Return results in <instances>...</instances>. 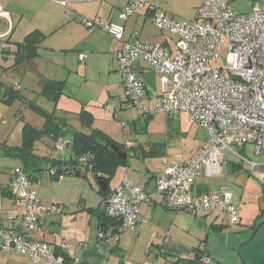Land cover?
Masks as SVG:
<instances>
[{
  "label": "built area",
  "instance_id": "2783aa9c",
  "mask_svg": "<svg viewBox=\"0 0 264 264\" xmlns=\"http://www.w3.org/2000/svg\"><path fill=\"white\" fill-rule=\"evenodd\" d=\"M54 1L67 6V0ZM255 1L260 4L256 10L241 14L230 0H202L193 21L176 20L166 13L155 14L152 18L155 27L176 37L174 52L161 45L127 40L124 29L110 23L95 25L88 20L83 23L90 30L98 27L120 43L119 73L125 96L133 106L144 115H186L193 125L207 132L209 141L199 155L187 163L168 166L156 177L155 193L165 198L171 210L220 213L231 226L241 223L242 212L227 187L197 192L196 185L200 176H221V164L227 153L252 171L264 169V165L241 157L235 150L252 146L257 158L264 156V0ZM150 4L151 0H130L122 11V19L128 21ZM5 13L0 3V16ZM5 37L0 35V52L8 47ZM224 44L228 53L222 59ZM85 57L81 55L82 59ZM139 60L164 76V93L153 110L147 107L144 83L135 69ZM107 108L113 113L116 109L113 104ZM71 145V140L61 137L55 147L59 152H70ZM14 175L10 188L15 198L23 202L25 213L19 227L0 226V252L27 258L31 264H84L79 259L67 261L53 245L42 240L47 218L62 215L63 209L44 204L21 168ZM151 198L125 178L107 198L105 213L118 220L121 229L133 232L142 222L140 205ZM203 262L213 264L210 258Z\"/></svg>",
  "mask_w": 264,
  "mask_h": 264
},
{
  "label": "crops",
  "instance_id": "0c3cea01",
  "mask_svg": "<svg viewBox=\"0 0 264 264\" xmlns=\"http://www.w3.org/2000/svg\"><path fill=\"white\" fill-rule=\"evenodd\" d=\"M129 2L130 0H67V6H63L54 0H0V3L6 12L4 16H0V35H5V38L8 41L7 49L4 53H0V69L2 70L1 73H3L0 74V87H4L3 91L4 94H6L5 91L7 87L14 88L15 85H18L15 90L23 95L22 98H14L9 103L14 106V108L19 106L18 116L20 119L17 117L16 113L14 115L12 114L11 121L3 119L4 124L8 125L5 127L9 128L10 126L9 130L5 131L3 128L0 130V226L19 227L22 223V216L25 213L23 202L15 198L10 190L13 171L15 168L21 167V161L19 159L7 157L4 153V149H1L2 145H21L22 132L25 124H30L38 129H41L44 126H50V129H52V122L54 121L50 123V121H48L50 116L46 115L52 114L53 118L66 122L68 129L71 131L80 130L89 132L79 118L81 112L87 111L94 117L92 128L99 129L106 133L100 128L99 122L102 118L103 109L110 112L107 107L110 104L115 105V100H108V95L103 97V94L100 93L99 96L103 99L100 106L103 109L101 108L100 110L98 107L100 104V98L98 99L97 97L98 92L96 95L94 94L95 96L89 95L88 93L91 89L96 90L97 85L100 87L101 85L99 82L92 83L89 81L88 77H90L91 73L94 71V63L100 66H102V63H109L110 65L106 68L109 67V72L116 74L115 76L118 77V83H121V86H123L117 59V52L120 49V43H115L116 39L114 41L112 37L107 36L103 31H92L86 28L83 25L84 21L88 20L95 25H97L96 23L98 22H109L110 24H115L117 27L124 29L127 40H136L144 44L161 45L172 52L175 51L176 40L174 39L176 37L168 33H163L158 30L159 34L153 36L149 35L146 37V40L139 38L138 34L135 32H133L134 34L132 32L128 34L126 33L127 22L131 18H142L143 24H145L148 18H153L155 14L159 13L157 6L154 3H151L150 6L138 11L137 14L131 17L128 21H124L122 19V11ZM135 22H138V20H135L134 23ZM120 25H122V27ZM19 29H22V32L19 33ZM35 30L40 31L44 36V39L40 42L38 57L28 62L21 61L17 64V55L19 53L18 45L23 43L25 38ZM81 55H85L86 57L82 59ZM135 69L144 83L147 107L149 110H153L156 100L164 93V76L155 72L143 60H139L135 63ZM28 70L35 72L36 75L35 77H31L33 80V86L35 87L32 89V87L27 86V88L32 89V91H30L32 93L30 94L23 91L25 86V76L27 75ZM99 71H101V69ZM74 73L82 74V88L78 89L81 94L80 98L71 94L70 88L74 86L72 80ZM5 75H12L13 79L9 82H6V80L3 81L2 79L5 78ZM47 80L66 82L65 90L57 100H49L41 94ZM110 82L111 81H106L107 86L105 88L107 92H112L116 96L121 97L119 100V106L117 107L115 105V112H110L111 115L115 116L118 111H121L130 105L126 102L125 95H123V97L118 95L120 94L119 90L113 89L110 91ZM90 84H95V86ZM114 84L115 82H112L111 88L114 87ZM37 95L49 102L50 106H44L40 103V108H42L46 114H38L30 107L32 101H36ZM109 95L111 97L113 96L111 93H109ZM23 107L25 108V111H22ZM29 111H33L37 117H33L32 113ZM142 114L144 116L143 112ZM38 115L41 117V121L39 120ZM134 125L137 127V122H134ZM126 126L127 124H125L124 127ZM72 128L74 130H72ZM14 132L16 133L13 134V139L11 141L10 138ZM7 133L9 134V139ZM47 138L52 139L51 144ZM56 141L55 135H46L36 142L35 153L44 158H60L61 155H58L57 152L59 151H57L55 147ZM140 145V143H137L135 144V147ZM143 145L144 144H142V146ZM147 149L149 150L146 151L149 152L151 149L150 146H147ZM124 153L129 157L128 152ZM168 156L170 158L168 163L164 165V168L160 170L158 175L168 166L187 163L173 160L171 158L172 156L170 157V153ZM13 159L18 165L15 166L12 172H7L5 168H8V165L5 164H9L7 163V160L13 161ZM132 166L129 158L128 165L124 166L125 168L121 171L122 178L111 188V182H109L110 194L125 178H128L135 185L151 195L152 198L150 202L142 203L140 205L139 211L142 222L138 229H140V232L147 227H149L152 232L157 229V234L159 235L160 240L153 232L152 244L154 245L153 241H155L156 246L160 247L163 251H166L167 247L171 246L170 244H172L171 242L173 241V239H171L173 224L168 223L169 221L167 222V219L171 217L174 222V219L178 218V216L175 214L171 215V209L168 207L163 196L159 195L161 198H157L155 186L150 188L151 182L154 179L155 182L158 175H148L144 179H140L136 171L135 176L131 172ZM90 172L92 171L86 170V173L82 177L62 176L58 181L53 180L50 172H45L48 173L50 179L53 180V186L48 184L50 183L49 181L48 183L44 181V185H40V189L36 190L34 184L40 182L41 176H39L38 181L33 184V188L41 201L48 206L63 205V208H69V205L73 206V202L76 198L78 200L77 206L79 210H73V208L66 210L63 209L62 215H54L47 218L45 222V235L42 240L53 245L57 252L63 255L67 261L79 259L84 264H145L144 261H140L141 259H127L126 251L120 248L118 245L119 242L114 241V237L117 235L114 233V230L117 227H114L111 230L110 227H108L105 231L101 232V223H99L97 230L92 226L93 215L95 212L99 211L101 214H103L102 212L105 213L106 200L110 194L104 196L100 193V190H96L97 204L91 205L93 203L90 202L88 198L84 197L83 192L81 193V196L77 197L71 193L74 183L77 185V179H88V174ZM95 178L97 177L95 176ZM44 186H47L46 190H48L49 187L51 191L48 192L44 190ZM218 189L209 188L206 184L198 182L196 185L197 192H209ZM230 194L232 195V193ZM202 214L205 215L206 218L210 217V214ZM87 219H89V224H87ZM212 219L214 222H212V220L209 225L211 226V229L217 232L223 229L225 226L224 223L227 221L225 216L224 218L216 216ZM242 221L241 217L240 224H242ZM151 222H154L155 224L153 223L152 226L149 225ZM118 228L120 231L121 226H118ZM161 228L164 230L167 229V231L165 232ZM102 235L103 237H101ZM207 239L208 238L204 239V242L207 241ZM158 241H162V243H158ZM172 245H174V242ZM196 249L203 251L200 253L203 257L201 261L197 260ZM170 251L175 252L174 254H176L173 255V257L167 258L169 263L172 262L173 264H182V262L187 260L190 264H197L198 262V264H204L203 259L207 252L205 249H202V246L195 247L193 248L195 258L191 260V257H188L187 253L180 255L179 253H176L177 251L173 249L172 246ZM164 253L162 254L165 256L166 252ZM152 262L160 264L159 261L157 263V261L152 260ZM0 264H31V261L16 254L0 252Z\"/></svg>",
  "mask_w": 264,
  "mask_h": 264
},
{
  "label": "rangeland",
  "instance_id": "374dc122",
  "mask_svg": "<svg viewBox=\"0 0 264 264\" xmlns=\"http://www.w3.org/2000/svg\"><path fill=\"white\" fill-rule=\"evenodd\" d=\"M230 1L235 11L241 14L256 10L260 5L255 0ZM151 3H154L157 6L159 13L165 12L167 15L180 21H193L196 18L197 11L202 3V0H151ZM138 18L133 17L127 22V34L135 32L142 40H146V37H148L149 35L153 36L159 34L158 29H156V27L152 24L151 17L147 19L145 24H143L142 18ZM135 20H138V22L134 23ZM105 23L98 22L96 24L101 25ZM111 25L116 26L115 24ZM120 26L122 27V25ZM92 31L102 32V30L98 27H96V29H93ZM20 32H22V29H19V33ZM106 35L112 37L108 33H106ZM125 39H127L126 35ZM113 40L115 41L114 38ZM174 40L177 39L175 38ZM115 43L118 44L119 42L116 40ZM227 50L228 46L227 44H224L223 49L220 53L222 59L226 58V55L228 53ZM109 65V63H102V66H100L94 63V71L93 73H91V78L88 77L89 81H91L92 83L99 82V84L101 85V87L97 85L96 90L91 89V91L88 93L89 95H96V93L98 92L97 97L98 99L100 98V104L98 105V107L100 110L102 108L100 106L103 101V99L99 96L100 93L103 94V97L108 95V100H115L114 103L117 107L119 106V100L121 98L116 96L112 92H107L105 88L107 86L106 81H111L109 87L110 91L113 89H117L120 92V94L118 95L122 97L123 95H125L124 86H121V83H118V77L115 76L116 74L110 73L109 67L106 68ZM100 69L101 71H99ZM1 72L2 70L0 69V74H3ZM35 76V72L28 70L24 82L25 86L23 91L25 93H32L30 91H32L35 86H33V80L31 79V77ZM81 77L82 74L74 73L72 76L74 86L70 88L71 94L75 95V97L78 98L81 97V94L78 91L79 88H82ZM12 79V75H5V78H3L2 80H6V82H9ZM112 82H115L113 88H111ZM90 85L95 86V84ZM27 86L32 87V89L27 88ZM3 90L4 87H0V130H2L1 128H3V130L7 131L9 130L10 126L9 128H6L5 126L8 125L4 124L3 119H8L11 121L12 114L14 115L15 113L19 118V106H16L14 108V106L4 102L5 94ZM109 93H111L113 96L111 97ZM36 98L37 99L35 103H37L39 106L40 103L44 106H50L49 102H47L43 98H40L39 95H37ZM22 111H25L24 107ZM29 112L32 113L33 117H37V115L33 111ZM102 112V118L99 122L100 128L103 129L114 140L121 143L124 148H126V151L128 152L130 158V164L133 165L131 167V172L135 176L136 171L140 179H144L148 175H158L160 170L164 168V165L168 163L170 159L168 156L169 153L170 157L172 156L171 158L175 161H191L192 158L199 155L201 150L207 145L209 141L206 130L193 125L186 115L171 117L166 115L165 113H155L152 116H143L142 112L139 109L130 106L121 111H118L115 116L111 115V113L105 109H103ZM27 118L29 119L28 116ZM38 118L39 120L41 119L39 115ZM134 122H137V127H135ZM123 123L127 124V126L124 127ZM72 130L74 129L72 128ZM15 133L16 132L12 133L10 138L11 141L13 139V134ZM7 135L9 139V134L7 133ZM47 139L51 144L52 139ZM137 143H140L141 145L135 147V144ZM142 144L144 145L142 146ZM161 145H163V151H165L164 155L153 156L150 154H146L149 150L147 149V146H150V148H152ZM235 150L241 157H245L250 161H255L261 165H264V156L257 158L253 153L252 146H247L245 150H241L238 148H236ZM57 153L64 158H68V155L65 154V152ZM7 163H9L5 164L8 165V168H5L7 172H12L15 166L18 165L14 159L13 161L7 160ZM124 168V166H121L117 169L118 173L116 171L115 176L110 183V188L113 187L122 178L121 171ZM40 176V182H38V184H34V188L36 190L40 189V185H44V181L47 183L49 181L51 184H48L53 186L52 184L54 182L52 179H50L48 173H44ZM154 180L151 182L150 188H153L155 186ZM198 183L206 184L209 188L212 189L227 187L230 193H232V195L234 196L235 205L241 209L243 221L242 224L237 226H231L229 222L226 221L224 223L225 226L223 227V229L217 232L211 229V226L209 224L213 220L212 218L216 216H219V218H224V215L220 213H210L211 218H206L202 213L193 214L184 211L171 210V215L175 214L176 216H178V218L174 219V222L173 218L171 217L169 218L170 220L167 219V222L169 221L168 223L173 224L171 231V239H173V241L171 243L173 244L174 242V245H170L177 251L176 253H179L180 255L187 253L188 257H191L192 260L193 258H195L193 248L202 246V249H205L207 251L203 261L205 260V258H210L212 259L213 264H264V226L259 230L256 237L250 243L245 244L250 240L257 227L262 222H264V169L259 168L257 171H252L239 158L233 156L230 153H227L225 161L221 164V176L218 178H208L205 176H200L198 179ZM46 188L47 186L43 187L44 190H46ZM96 190H100L98 177L95 178L93 173L90 172L88 174V179H77V185H75L74 183V187L72 188L71 193H73V195L77 197L81 196V193L83 192L84 197L88 198L89 201L93 203L91 205H96ZM46 191L50 192L51 189L48 187V190ZM156 196L158 199L161 198L159 194H157ZM77 201L78 200L76 198L73 202V206L69 205V208H63V205L61 206V208L65 210L72 208L73 210H79ZM100 213L101 212L96 211L93 215L94 218L92 221V226L95 227L96 230L98 229L100 223ZM212 222H214V220ZM153 223L154 222H151L149 225L152 226ZM87 224H89V219H87ZM112 228H114V225L110 224V230ZM162 230L165 232L167 231V229ZM153 232L158 236V239L160 240L159 235L157 234V229ZM153 232L149 229V227L143 229L142 232H140V229H138L136 232L124 231L123 229H120V231L114 237V241L119 242L118 245L120 246V248L126 251L128 260L136 258L141 259L140 261H144L145 264L151 263L152 260L157 261V263L159 261L160 264H173L172 262L169 263L167 258L176 255L174 254L175 252L170 251L171 246H168L167 250L163 251L160 247L155 245V241H153V245ZM205 237L208 239L204 242V239H206ZM159 242L160 241H158V243ZM160 243H162V241ZM243 244L245 245L243 246ZM164 252H166V257L164 256ZM184 263L190 264L188 260L182 262V264Z\"/></svg>",
  "mask_w": 264,
  "mask_h": 264
},
{
  "label": "trees",
  "instance_id": "16d2710c",
  "mask_svg": "<svg viewBox=\"0 0 264 264\" xmlns=\"http://www.w3.org/2000/svg\"><path fill=\"white\" fill-rule=\"evenodd\" d=\"M43 39V34L38 30L30 33L25 38V41L18 45L19 53L17 55V64L21 61L28 62L34 58H37L40 42ZM4 52L5 50L0 53ZM65 85V81L47 80L41 94L49 100H57L63 94ZM15 89H17L16 85L14 88H6L4 102L9 104L12 99H20L23 97V95ZM125 100L131 107H135L130 103L126 96ZM30 107L38 114H46V112H44V110L40 108V106H38L34 101H32ZM46 115L50 116V118H48L50 123L54 121L52 122V129H50V126H44L43 128L38 129L30 124H25L22 132L21 145H2L1 148L4 149V153L7 155V157L19 159L21 161V167L17 168H21L24 172H26L33 184L36 183L39 176L45 172H50L53 180L58 181V179H60L62 176L82 177L86 173V170H91L96 177H105L109 180V182H111L117 169L121 166L128 165L129 157L123 159L119 155L120 151L127 152L126 148L113 140L103 131L92 128L94 117L91 113L83 111L79 115L80 121L89 130V132L80 130L71 131L68 129L66 122L57 118H53L52 114ZM50 134L55 135L56 140L61 137L71 140L72 145L70 152H65L68 155L67 159L63 158L62 156L60 158H44L35 153L36 142ZM162 146L163 145L152 147L146 154L153 156L164 155L165 151H163ZM17 168H15L13 171L12 181L14 180V172ZM52 172H54V174H52ZM100 193L104 196H107L110 194V188L107 192H102L100 187ZM99 216L101 232L110 227V224H113L115 228L117 227L114 230V233H118V226H121V223L118 220L109 218L106 213H100ZM196 250L197 260L201 261L203 257L200 255V253L203 251H200L199 249Z\"/></svg>",
  "mask_w": 264,
  "mask_h": 264
},
{
  "label": "water",
  "instance_id": "95a60500",
  "mask_svg": "<svg viewBox=\"0 0 264 264\" xmlns=\"http://www.w3.org/2000/svg\"><path fill=\"white\" fill-rule=\"evenodd\" d=\"M117 150V148H116ZM119 155L123 158V159H126L127 158V154L120 151L119 152ZM98 181H99V185L102 189V192H107L109 190V180L105 177H98ZM104 213V212H102ZM264 226V222H262L258 227L257 229L255 230L254 234L252 235V237L250 238V240L248 242H246L245 244L247 243H250L255 237L256 235L258 234L259 230ZM243 244V246L245 245Z\"/></svg>",
  "mask_w": 264,
  "mask_h": 264
}]
</instances>
